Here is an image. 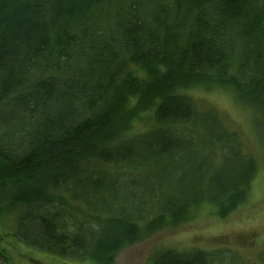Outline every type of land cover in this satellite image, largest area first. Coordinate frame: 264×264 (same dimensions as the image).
<instances>
[{
	"label": "trees",
	"instance_id": "16d2710c",
	"mask_svg": "<svg viewBox=\"0 0 264 264\" xmlns=\"http://www.w3.org/2000/svg\"><path fill=\"white\" fill-rule=\"evenodd\" d=\"M198 86L231 90L264 136V0H0V218L32 248L107 264L201 205L226 217L258 163Z\"/></svg>",
	"mask_w": 264,
	"mask_h": 264
},
{
	"label": "rangeland",
	"instance_id": "374dc122",
	"mask_svg": "<svg viewBox=\"0 0 264 264\" xmlns=\"http://www.w3.org/2000/svg\"><path fill=\"white\" fill-rule=\"evenodd\" d=\"M202 108L215 109L224 123L236 130L244 149L258 163L256 176L244 201L224 218L209 204L194 209L185 221L154 230L139 241L117 251L107 264H149L158 249L225 250L227 264H264V136L259 133L253 110L228 89L193 87L186 90ZM135 120L132 129L144 127ZM12 216L0 218V248L11 264H102L94 260L66 259L32 248L13 233ZM221 252V251H220Z\"/></svg>",
	"mask_w": 264,
	"mask_h": 264
}]
</instances>
